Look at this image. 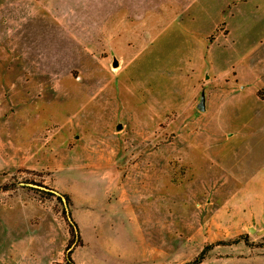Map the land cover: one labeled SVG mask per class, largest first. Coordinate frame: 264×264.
<instances>
[{
	"label": "rangeland",
	"instance_id": "obj_1",
	"mask_svg": "<svg viewBox=\"0 0 264 264\" xmlns=\"http://www.w3.org/2000/svg\"><path fill=\"white\" fill-rule=\"evenodd\" d=\"M206 245L264 264V0H0V264Z\"/></svg>",
	"mask_w": 264,
	"mask_h": 264
},
{
	"label": "trees",
	"instance_id": "obj_2",
	"mask_svg": "<svg viewBox=\"0 0 264 264\" xmlns=\"http://www.w3.org/2000/svg\"><path fill=\"white\" fill-rule=\"evenodd\" d=\"M49 191V193H54L52 190H47ZM57 198H59L61 200V197L57 195ZM62 201L64 202V207H65V213L67 215L66 217V221L70 227V230L72 232V234L74 235L75 239L78 240L79 238V235H78V228H77V225L76 223L73 221V219H71V217L69 216V213H68V210H67V207L65 205V200L62 198ZM209 249V245H206L203 250L198 254V256H196L193 260L191 261H188L186 262L185 264H197L199 263L203 258H204V255H205V251ZM66 261H67V264H76L70 255H67L66 257Z\"/></svg>",
	"mask_w": 264,
	"mask_h": 264
},
{
	"label": "water",
	"instance_id": "obj_3",
	"mask_svg": "<svg viewBox=\"0 0 264 264\" xmlns=\"http://www.w3.org/2000/svg\"><path fill=\"white\" fill-rule=\"evenodd\" d=\"M111 64L113 67L118 66V60L115 57H113ZM206 89L207 87L203 86L200 90L199 100L196 104V108L199 111H204L206 109ZM119 128H120V124L117 125L116 129H119Z\"/></svg>",
	"mask_w": 264,
	"mask_h": 264
}]
</instances>
